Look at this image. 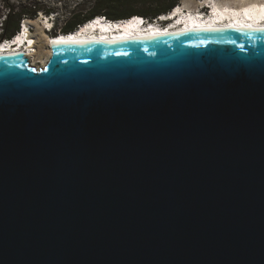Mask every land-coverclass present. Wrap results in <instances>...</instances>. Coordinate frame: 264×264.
<instances>
[{
    "label": "water",
    "instance_id": "1",
    "mask_svg": "<svg viewBox=\"0 0 264 264\" xmlns=\"http://www.w3.org/2000/svg\"><path fill=\"white\" fill-rule=\"evenodd\" d=\"M256 29L0 54V264H264Z\"/></svg>",
    "mask_w": 264,
    "mask_h": 264
},
{
    "label": "bare ground",
    "instance_id": "2",
    "mask_svg": "<svg viewBox=\"0 0 264 264\" xmlns=\"http://www.w3.org/2000/svg\"><path fill=\"white\" fill-rule=\"evenodd\" d=\"M206 6L212 8V11L208 14L203 12ZM172 10H170L167 17L162 18V20H169L170 25L167 27L160 24L161 20L153 23L150 27H143L140 25L142 19L139 18L111 25L99 19L90 23L87 27L81 28L77 33L56 39H50L44 31V29H47V23L52 22L48 24V28L54 27V20L50 19L48 22L45 17L41 16L31 21L32 24L37 26L36 35L32 36L33 34L28 32V35L21 33L12 42L1 43L0 54L23 52L29 58L36 55L42 59L43 64L41 67H44L52 54L50 44L53 40H67L68 42H81L91 39L113 40L162 35L172 33L175 30L208 27L264 28V0H183L181 4ZM135 16L140 17L141 15L137 14ZM177 17L178 20H176ZM31 62H33L31 63L33 66L40 68L34 63L33 59Z\"/></svg>",
    "mask_w": 264,
    "mask_h": 264
},
{
    "label": "trees",
    "instance_id": "3",
    "mask_svg": "<svg viewBox=\"0 0 264 264\" xmlns=\"http://www.w3.org/2000/svg\"><path fill=\"white\" fill-rule=\"evenodd\" d=\"M136 2L149 5V8L147 10H141L137 14L156 17L159 14L166 13L172 10L180 2V0H95L94 2H92L93 5L91 6L90 9H88L85 13L82 14L76 12L71 18H69V20L65 22V24L60 28V30L62 31L75 30L79 24H82L87 20L91 19L92 17H94L95 15L101 13H106L110 18L113 19H121L132 16L134 14H130V13L128 14L123 11H119L118 9L115 8H119L122 4H134ZM13 8L14 7L11 6L10 14L0 25V39L2 37L11 38L20 28L22 14L21 13L11 14ZM29 14L31 17L33 15L34 16L36 15V13H32V12ZM54 27H55V22H54Z\"/></svg>",
    "mask_w": 264,
    "mask_h": 264
},
{
    "label": "rangeland",
    "instance_id": "4",
    "mask_svg": "<svg viewBox=\"0 0 264 264\" xmlns=\"http://www.w3.org/2000/svg\"><path fill=\"white\" fill-rule=\"evenodd\" d=\"M49 1V3H48ZM59 1H62L63 3H59ZM71 0H0V15L3 13L7 12L8 10H11V6H13V10L11 11V14L15 13H36V15L32 16L31 21H33L36 18H39L41 16L44 17L45 13H48L49 10H58L60 8H63L64 10H69V2ZM90 0H83L82 3L77 5L75 8V12L78 13H85L88 9L91 8L93 3H89ZM183 0H180V2L177 4H181ZM17 7V8H16ZM149 8V5L142 4L140 2H136L134 4H122L118 9L119 11H123L125 13H130L137 15V13L141 10H147ZM226 9V8H223ZM47 10V11H46ZM42 12L43 14H40ZM124 13V14H125ZM16 16V15H15ZM124 17V16H122ZM71 18V17H70ZM126 18V17H125ZM69 20L67 16L64 18L56 19L54 20L55 22V28L57 29L56 32L59 31V29L65 24V22ZM32 24V23H31ZM1 25V22H0ZM33 25V30L32 32L35 34L36 33V28L37 26ZM43 26V25H42ZM33 60L36 63V65L40 66L43 64L42 59L39 58L38 56H33Z\"/></svg>",
    "mask_w": 264,
    "mask_h": 264
},
{
    "label": "built area",
    "instance_id": "5",
    "mask_svg": "<svg viewBox=\"0 0 264 264\" xmlns=\"http://www.w3.org/2000/svg\"><path fill=\"white\" fill-rule=\"evenodd\" d=\"M94 1L95 0H90L89 2L92 3ZM82 2H83V0H71V1L67 2V3H69V8H70L69 10H64L63 8H60L58 10H49L48 9V13H45L44 17L48 21L50 19L51 20H56V19L64 18L65 16L70 18L76 13L75 12V8L77 7V5H79ZM48 3H49V1H48ZM59 3L61 4L63 2L59 1ZM168 13H169V11H168ZM9 14H10V10H8L7 12L3 13L2 15H0V22L2 23L8 17ZM40 14H43V13L40 12ZM139 15H141V14H139ZM167 16L168 15H166V14H159L156 17H150V16H145V15H141L140 17H143L144 20L150 21V22H158L159 20H161L160 22L162 23L163 21H165V20H162V18L163 17H167ZM94 17H95L94 21L100 19L102 22L115 21V20H119V22H121V21H125L128 18V17H126V18H121V19H113V18H110L106 13H101V14L95 15ZM94 17H92V18H94ZM129 17H131V16H129ZM133 17H134V19L139 18L137 16H133ZM31 18L32 17L30 16L29 13L22 14L19 30H17L16 33L11 38H8L7 41H5V39H6L5 38L3 42H12L21 33H25L26 35H28V33H32L33 34L32 30H33L34 27L31 24ZM60 32H62V30L59 29L58 33L60 34Z\"/></svg>",
    "mask_w": 264,
    "mask_h": 264
},
{
    "label": "flooded vegetation",
    "instance_id": "6",
    "mask_svg": "<svg viewBox=\"0 0 264 264\" xmlns=\"http://www.w3.org/2000/svg\"><path fill=\"white\" fill-rule=\"evenodd\" d=\"M201 9V8H200ZM203 12L204 13H208L209 12V10H208V8H204L203 9ZM167 13V12H166ZM51 22V21H50ZM52 23V22H51ZM51 23H49V24H51ZM168 23V22H167ZM167 23H161L160 22V24H162L163 26L165 25V24H167ZM89 25V24H88ZM88 25H86L85 27H87ZM49 26V25H48ZM85 27H83V28H85ZM44 31L46 32V34L50 37V39H52V37H58V35H59V33L58 32H56V28L54 27L53 28V30H51V31H48L47 29H44ZM175 31H177V30H175ZM63 33H61L62 34V36H66V34H64V33H66V32H68V31H62ZM74 33V32H73ZM37 34V30H36V33L34 34L33 33V35L32 36H34V35H36ZM56 39V38H55ZM63 41H67V40H63ZM1 43H3V41H1L0 42V44ZM51 45H52V43L50 44V47H51ZM49 46V45H48ZM34 56H36V55H34ZM32 59H33V56L32 57H30V61H32ZM31 63H33V62H31ZM35 63V62H34Z\"/></svg>",
    "mask_w": 264,
    "mask_h": 264
},
{
    "label": "clouds",
    "instance_id": "7",
    "mask_svg": "<svg viewBox=\"0 0 264 264\" xmlns=\"http://www.w3.org/2000/svg\"><path fill=\"white\" fill-rule=\"evenodd\" d=\"M138 19V18H137ZM139 19H142V21H141V24H142V22H143V20H144V18L142 17V18H139ZM105 23H107V24H109V25H111V24H116L117 22H114V21H105ZM78 27V26H77ZM83 27V25L82 26H80V29ZM144 27H146V26H144ZM80 29H75V31H74V33H77ZM73 33H71L70 35H72ZM8 40V38H6L5 39V41H7ZM11 40V39H10Z\"/></svg>",
    "mask_w": 264,
    "mask_h": 264
},
{
    "label": "snow or ice",
    "instance_id": "8",
    "mask_svg": "<svg viewBox=\"0 0 264 264\" xmlns=\"http://www.w3.org/2000/svg\"><path fill=\"white\" fill-rule=\"evenodd\" d=\"M250 27V26H249ZM257 31H264V29H256ZM68 41L53 40L52 43H66Z\"/></svg>",
    "mask_w": 264,
    "mask_h": 264
}]
</instances>
